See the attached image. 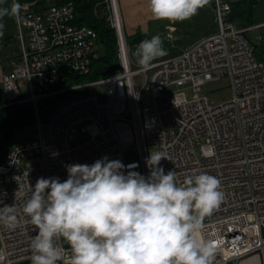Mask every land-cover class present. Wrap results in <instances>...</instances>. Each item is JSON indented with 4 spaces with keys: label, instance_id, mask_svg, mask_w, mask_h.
<instances>
[{
    "label": "built area",
    "instance_id": "built-area-1",
    "mask_svg": "<svg viewBox=\"0 0 264 264\" xmlns=\"http://www.w3.org/2000/svg\"><path fill=\"white\" fill-rule=\"evenodd\" d=\"M105 3L120 69L75 83L69 77L88 76L100 57L95 30L75 23L74 2L53 4L45 14L21 10L22 53L2 77V97L7 106H33L36 135L19 140L0 162V207L15 204L19 217L15 230L0 225V264L31 263L37 233L22 208L38 178L63 182L66 165L105 156L120 160L125 174L138 165L130 170L147 178L155 152L167 155L160 166L175 170L178 182L201 172L222 181L224 200L196 234L216 242L214 264H264V61L254 42L264 46V23L237 27L230 3L215 0L216 34L144 70L131 55L119 0ZM225 77L231 100L214 105L199 95ZM184 87L195 93L192 100ZM57 243L67 260L70 248Z\"/></svg>",
    "mask_w": 264,
    "mask_h": 264
},
{
    "label": "clouds",
    "instance_id": "clouds-1",
    "mask_svg": "<svg viewBox=\"0 0 264 264\" xmlns=\"http://www.w3.org/2000/svg\"><path fill=\"white\" fill-rule=\"evenodd\" d=\"M208 0H148L156 20L182 22ZM22 5H0V37L5 17L20 19ZM167 50L159 35L142 40L134 55L148 70ZM53 155H58L54 153ZM169 159L150 153L146 178L107 156L89 164L66 165L68 178H38L22 212L35 226L31 264H214L217 244L196 234L224 200L222 181L207 172L178 182L175 170L160 166ZM0 225L19 226L15 204L0 207ZM63 241L70 248L65 259Z\"/></svg>",
    "mask_w": 264,
    "mask_h": 264
},
{
    "label": "crops",
    "instance_id": "crops-1",
    "mask_svg": "<svg viewBox=\"0 0 264 264\" xmlns=\"http://www.w3.org/2000/svg\"><path fill=\"white\" fill-rule=\"evenodd\" d=\"M242 1V0H237ZM14 0H0V5H10ZM22 5V9H29L38 14H45L49 6L75 2V0H15ZM215 0L208 3L196 15L182 22L156 20L152 17L148 0H119V7L123 19L124 30L130 45L132 57L138 44L145 39L159 35L167 55L157 58L156 63L176 56L189 49L196 42L218 32V20L214 7ZM237 27H245L238 18L233 19ZM4 36L0 37V97H2V77L13 68V61L18 60L22 53V43L19 39L18 22L14 18L5 17ZM264 23V0H257L254 8L253 24ZM25 42L29 41L28 30L24 31Z\"/></svg>",
    "mask_w": 264,
    "mask_h": 264
},
{
    "label": "trees",
    "instance_id": "trees-1",
    "mask_svg": "<svg viewBox=\"0 0 264 264\" xmlns=\"http://www.w3.org/2000/svg\"><path fill=\"white\" fill-rule=\"evenodd\" d=\"M230 3L231 19L238 18L245 27L252 26L254 8L257 0H226ZM75 23L80 26L92 27L97 35V44L102 51L100 57L93 62L92 71L86 77H69V83L100 79L116 73L120 69L115 32L107 22V4L105 0H75ZM36 123L33 106H7L0 97V162L10 149L19 142L25 129Z\"/></svg>",
    "mask_w": 264,
    "mask_h": 264
},
{
    "label": "rangeland",
    "instance_id": "rangeland-1",
    "mask_svg": "<svg viewBox=\"0 0 264 264\" xmlns=\"http://www.w3.org/2000/svg\"><path fill=\"white\" fill-rule=\"evenodd\" d=\"M248 37L254 39L253 35H251V37L250 35H248ZM254 42L257 46L256 54L258 55L260 59L264 61V46L260 45L256 41ZM97 47H98L97 48L98 52L100 53L102 49H100V46L98 44H97ZM21 86L25 90L26 88L25 81L21 82ZM183 89H184V92L186 93L187 98L189 100H192L195 96V93L193 92V90L189 89L188 87H184ZM24 95L27 96L28 95L27 92H24ZM199 95L208 96L214 105H219L221 103L231 100L233 97V92H232V88H231L228 77H225L219 81L206 84L204 87H202L201 93H199ZM147 97H148V93H145L144 98H147ZM35 135H36V130H35V125H34L28 129H25L22 132V135L20 136L18 140L33 138L35 137ZM82 138L83 136L81 135V136H78L76 140H80Z\"/></svg>",
    "mask_w": 264,
    "mask_h": 264
},
{
    "label": "water",
    "instance_id": "water-1",
    "mask_svg": "<svg viewBox=\"0 0 264 264\" xmlns=\"http://www.w3.org/2000/svg\"><path fill=\"white\" fill-rule=\"evenodd\" d=\"M25 264H31V263H25Z\"/></svg>",
    "mask_w": 264,
    "mask_h": 264
}]
</instances>
